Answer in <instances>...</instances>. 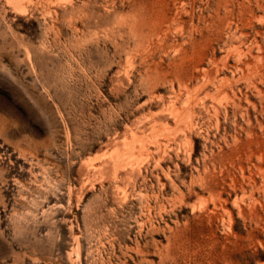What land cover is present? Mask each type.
<instances>
[{"label":"rangeland","instance_id":"obj_1","mask_svg":"<svg viewBox=\"0 0 264 264\" xmlns=\"http://www.w3.org/2000/svg\"><path fill=\"white\" fill-rule=\"evenodd\" d=\"M0 264H264V0H0Z\"/></svg>","mask_w":264,"mask_h":264},{"label":"bare ground","instance_id":"obj_2","mask_svg":"<svg viewBox=\"0 0 264 264\" xmlns=\"http://www.w3.org/2000/svg\"><path fill=\"white\" fill-rule=\"evenodd\" d=\"M13 1L16 2V3H19L20 0H13ZM14 4H15V3H14ZM130 151H131V150H130ZM118 162H119V161H118Z\"/></svg>","mask_w":264,"mask_h":264}]
</instances>
